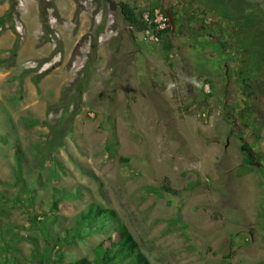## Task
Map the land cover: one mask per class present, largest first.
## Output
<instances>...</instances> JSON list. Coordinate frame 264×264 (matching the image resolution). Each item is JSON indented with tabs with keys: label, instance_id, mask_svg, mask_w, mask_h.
I'll use <instances>...</instances> for the list:
<instances>
[{
	"label": "rangeland",
	"instance_id": "1",
	"mask_svg": "<svg viewBox=\"0 0 264 264\" xmlns=\"http://www.w3.org/2000/svg\"><path fill=\"white\" fill-rule=\"evenodd\" d=\"M23 1H17L18 11ZM76 1L89 26L71 52L63 51L61 32L52 26L53 6L47 11L54 33L43 31L46 41L35 31L33 44L20 12L0 25V264L76 260L90 255L118 222L153 264H264V0L207 1L214 13L253 33L236 37L251 50L245 55L244 76L252 74L245 117L239 103L229 98L225 104L233 78L230 54L210 36H173L171 67L162 43L139 32L135 40L112 3L103 32L110 31L113 41L95 55V20L104 17L105 5ZM235 121L239 130H233ZM166 177L176 188H190L168 194L160 188ZM62 188L79 190L78 196L51 210ZM91 202L114 209L117 221L70 245L56 240L51 249L44 232L62 238ZM40 220L46 224L40 227Z\"/></svg>",
	"mask_w": 264,
	"mask_h": 264
},
{
	"label": "trees",
	"instance_id": "2",
	"mask_svg": "<svg viewBox=\"0 0 264 264\" xmlns=\"http://www.w3.org/2000/svg\"><path fill=\"white\" fill-rule=\"evenodd\" d=\"M1 1V0H0ZM18 1V0H17ZM15 0H11V9L3 16L0 17V25H3L7 20H10L13 13H16L18 16L20 15L18 9V2ZM42 1V0H41ZM40 1V2H41ZM102 1L105 5V14L107 17V9L112 6L114 3L116 6H119L122 17L129 24L131 29V34L136 40L135 33L141 32L145 23L141 19V7L138 5H130L127 2H115L113 0H97ZM17 2V3H16ZM111 4V5H110ZM16 5V6H15ZM47 6H53L54 12L53 15L56 14V7L54 3L44 5L43 1L41 3V20L43 25V30L45 35L49 36L52 31V26L50 23V17L48 15ZM147 6L149 8L160 6L158 3L148 2ZM10 28L14 30L16 34L17 31L14 29V24H10ZM162 37V48L165 53V58L169 61L171 67L174 66V63L171 60V53L175 49V43L173 40L172 28L170 27L168 30L163 31L161 33ZM157 45V44H154ZM17 43H15L14 48H16ZM92 50L94 54H97V40L92 43ZM56 52V51H54ZM55 54V53H54ZM38 81V80H37ZM212 95V94H211ZM209 95V97L211 96ZM200 101V105L207 106V99ZM35 123V122H34ZM15 159H16V175L17 178L21 181L22 179V149L20 145H17L15 148ZM125 162H129L127 158L123 159ZM162 191L179 196L183 194L190 187L187 185L181 189L174 187L171 184V181L168 177L164 179L162 186L160 187ZM57 192L60 194L59 197H55L53 204L51 205V210L60 209V202L67 198H74L78 196L79 190H75L73 192L68 191L65 188L57 189ZM38 214L35 212L33 214L34 220L37 222ZM118 216L117 212L114 209L105 208L98 202L88 203L78 214L76 217L73 226L64 229V235L61 238L58 236L57 238L49 236L48 233L44 232L46 238H48L51 244V249L57 247V241L61 242L60 246H66L72 244L76 240H85L91 234L100 233L104 228L111 223V221H117ZM40 227L43 224H46L45 221L40 220ZM57 240V241H56ZM229 259L231 258V254L228 255ZM227 258V256H226ZM18 263V261H16ZM226 263H230L229 260ZM63 264H153L151 259L141 250L140 244L135 238L134 234L129 230L127 225L124 222H118L113 230L112 234L108 237L101 240L93 249L90 255L78 258L76 260L67 261Z\"/></svg>",
	"mask_w": 264,
	"mask_h": 264
},
{
	"label": "flooded vegetation",
	"instance_id": "3",
	"mask_svg": "<svg viewBox=\"0 0 264 264\" xmlns=\"http://www.w3.org/2000/svg\"><path fill=\"white\" fill-rule=\"evenodd\" d=\"M160 7L169 13V19H173L175 23L174 29L172 28L173 36H180L182 33H188V31H193L195 35H208L212 40L220 43L222 46L227 48L229 52V63L232 66L233 78L229 79L230 83H226V94L227 100L232 99L231 103H239L236 108L238 109L241 116L245 117L248 111V105L243 100L247 91L251 89V83L249 77H245L244 73L248 71L247 55L248 51H251L248 45H244V38H242V43L236 40V37L245 36L247 34H253L249 30V27L241 26L238 28L230 18L225 17L219 13H214L211 7L208 8V0H155ZM211 5V4H210ZM243 8H247L246 3H241ZM243 15V12H242ZM171 23V22H170ZM208 31V32H207ZM228 46V47H227ZM228 78V75H227ZM246 78V79H245ZM232 79V80H231ZM228 82V80H226ZM231 83L235 85L231 86ZM231 87L233 90H231ZM253 94L252 92L250 95ZM233 114V112H230ZM232 118V115H229ZM253 126L252 124H248ZM233 130H239L238 122H234ZM254 127V126H253Z\"/></svg>",
	"mask_w": 264,
	"mask_h": 264
},
{
	"label": "crops",
	"instance_id": "4",
	"mask_svg": "<svg viewBox=\"0 0 264 264\" xmlns=\"http://www.w3.org/2000/svg\"><path fill=\"white\" fill-rule=\"evenodd\" d=\"M56 7V14L51 16L56 21H52V26L55 28L57 26L58 30L61 32L58 37L61 38L60 46L63 47L64 52H71L73 48L79 43L83 32L87 31L89 26V19L85 12L77 14V1L76 0H53ZM0 8H9L8 0L0 1ZM21 18L24 22L25 31H28V36L33 39V44L37 42L38 39L35 36V31H38L37 36L43 41V25L41 20V7L38 0H24L21 4ZM77 15V16H75ZM79 15V16H78ZM106 17H97L95 20L96 32L95 39L97 40V54H101L104 47L110 49L112 40V35L110 31L103 32V26ZM91 24V22H90ZM57 30V31H58ZM208 32V31H207ZM107 34V35H105ZM110 35V36H109ZM107 36V37H105ZM109 36V37H108ZM105 37V38H104ZM49 44V41L46 43ZM51 44V43H50Z\"/></svg>",
	"mask_w": 264,
	"mask_h": 264
},
{
	"label": "built area",
	"instance_id": "5",
	"mask_svg": "<svg viewBox=\"0 0 264 264\" xmlns=\"http://www.w3.org/2000/svg\"><path fill=\"white\" fill-rule=\"evenodd\" d=\"M141 19L145 23L144 29L140 32L143 39L160 45L162 42L161 33L171 27L169 16L160 7L149 8L147 4L141 5ZM172 56V55H171ZM204 90L207 94L211 93V83L204 84ZM203 118H207V112L202 113Z\"/></svg>",
	"mask_w": 264,
	"mask_h": 264
},
{
	"label": "water",
	"instance_id": "6",
	"mask_svg": "<svg viewBox=\"0 0 264 264\" xmlns=\"http://www.w3.org/2000/svg\"><path fill=\"white\" fill-rule=\"evenodd\" d=\"M166 13L169 15V13H168V12H166ZM170 22H171L172 28L174 29V27H175L174 20H173V19H170Z\"/></svg>",
	"mask_w": 264,
	"mask_h": 264
},
{
	"label": "clouds",
	"instance_id": "7",
	"mask_svg": "<svg viewBox=\"0 0 264 264\" xmlns=\"http://www.w3.org/2000/svg\"><path fill=\"white\" fill-rule=\"evenodd\" d=\"M166 13V12H165ZM167 14V13H166ZM171 24V23H170Z\"/></svg>",
	"mask_w": 264,
	"mask_h": 264
}]
</instances>
